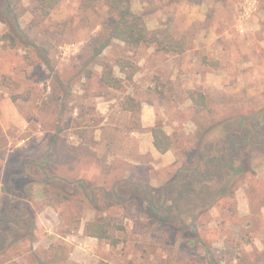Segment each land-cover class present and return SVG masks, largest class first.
<instances>
[{"label":"rangeland","instance_id":"obj_1","mask_svg":"<svg viewBox=\"0 0 264 264\" xmlns=\"http://www.w3.org/2000/svg\"><path fill=\"white\" fill-rule=\"evenodd\" d=\"M20 5L21 26L47 51L52 67L38 49L0 40V264H264V150L253 152L246 171L226 178L223 193L216 177L183 184L166 203L160 195L182 166L202 168L200 160L224 147L226 131L240 130L244 116L264 107V0L130 2L150 38L169 34L184 41L183 52L108 38L115 16L102 3L85 9L80 0H61L44 19L34 16L32 0ZM6 30L0 22V36ZM120 57L135 70H121ZM98 59L112 65L120 88L100 80ZM189 90L205 95L204 109L192 103ZM127 96L139 101L136 114L121 109ZM144 99L158 104L157 123L173 129L176 160L165 170L146 158L136 167L116 155L136 157L130 132L141 128ZM51 150L46 170L52 164L67 174L69 163L77 168L71 179L87 192L56 182V171L49 177L21 171ZM8 175L11 192L2 190ZM139 184L148 185L157 214L171 222L150 221V200ZM89 220L109 221L118 243L81 240L78 228Z\"/></svg>","mask_w":264,"mask_h":264},{"label":"trees","instance_id":"obj_2","mask_svg":"<svg viewBox=\"0 0 264 264\" xmlns=\"http://www.w3.org/2000/svg\"><path fill=\"white\" fill-rule=\"evenodd\" d=\"M61 0H32L33 9L32 12L34 16L40 19L46 18L51 11L56 7V5ZM132 0H80V5L87 9L93 7L99 3L105 5L109 12L115 16V20L111 23L109 28V37L115 38L121 42H124L127 46L133 47L137 46L143 42H155L158 49H164L167 51L183 52L184 51V41L177 40L170 36L169 34L165 39L160 38H150L142 21L140 14L133 11L130 7V2ZM191 3H200L202 0H187ZM23 8L20 5V0H0V22H3L7 26V30L3 32L0 36V40L4 42V46L14 48L19 43H24L26 46H32L34 49H38V53L41 55L42 60L48 67L51 66L50 59L47 55V51L44 48L38 47L35 43L34 38H31L29 32L23 28L20 24V18L23 15ZM65 25V22L63 23ZM33 22L29 24V28H32ZM165 41V42H164ZM108 41L101 45L104 47ZM100 47L97 48L96 52H100ZM98 63L102 66L100 80L110 87L118 89L121 87V79L118 78L114 72L113 67L104 60L98 59ZM115 64L121 69L132 68L135 70V64L129 58H117ZM86 75L90 76L91 72L86 71ZM188 96L192 103L198 107V109H204L206 106L205 95L199 90H189ZM121 109L129 111L132 115L136 114L140 110V103L132 96H127L121 104ZM241 129L238 131L228 130L222 135V141L224 147L222 149H216V152L209 158L200 160L203 165L202 168L199 165L192 164L185 167H181L177 171L175 179L170 181L168 184L162 186L160 190V195L163 202H167V195H172L173 192L180 189L183 184L195 182V183H208L214 180L216 177L221 181L222 188L221 193L225 191V186L228 184L227 179L229 176H234L246 171L252 162V155L254 151L264 150V107L255 111L251 115L244 116L240 122ZM153 145L161 153H164L171 148L175 143L174 137L167 133L160 123H156L150 128ZM53 151L51 150L46 155L40 157H34L23 164L21 171L28 174L27 168L32 169L34 173H45L47 176L52 173H57V167L50 164V171L46 170L45 165L51 161ZM51 163V162H50ZM23 173V175H25ZM70 172L67 174H53L52 176L56 182L63 184L65 187L74 186L81 187L86 190L87 186L83 185L82 182L76 183L74 179H71ZM10 181V185H3L2 190L11 192L15 185L12 184L13 175L7 176ZM49 177V176H48ZM117 185L115 187H121V182L116 180ZM115 184V183H114ZM76 186V187H77ZM142 188L147 198L150 200L149 212L150 221H161V222H171L168 218L162 214H157V207L154 206L151 195L152 190L149 189L148 185L139 184ZM15 189V188H14ZM27 198L31 197L33 183L30 182L26 187ZM99 189L93 190L95 194ZM154 191V190H153ZM60 191L56 192L59 195ZM44 197L46 203H48V186L44 192ZM63 197L68 196L63 194ZM163 204V203H162ZM0 220H3L1 217ZM111 223L106 220H89L85 224V233L87 236L95 237L97 239L109 240L111 244H117L118 240L112 237L110 233ZM30 234L32 233L29 232ZM192 239V238H191Z\"/></svg>","mask_w":264,"mask_h":264},{"label":"crops","instance_id":"obj_3","mask_svg":"<svg viewBox=\"0 0 264 264\" xmlns=\"http://www.w3.org/2000/svg\"><path fill=\"white\" fill-rule=\"evenodd\" d=\"M146 87H150V83L146 84ZM109 103V102H107ZM106 105V103L104 104ZM162 105L159 103V106ZM158 106V104L152 103L150 100H143L141 101V111H140V124L141 128L137 130H132L130 132V137H135L136 140V146H137V155L136 157H132V155L125 154L124 152L117 153V157H119L120 160L131 163L135 165L136 167H140L144 165V158L152 162V165L154 168H164L163 170L166 169V167H169L173 165V163L176 160V155L171 148L170 150L161 153L159 152L153 145V138L152 134L150 131V128L153 127L157 123V116L155 113L154 107ZM163 129L169 133L172 134V127L166 125V123L163 124ZM77 137V136H76ZM77 142L79 143V138L77 137ZM53 149V148H52ZM155 161L158 162V165L155 163ZM66 169V168H65ZM77 170L74 166L70 165L68 163L67 166V172H74ZM126 176L129 175V172L126 170L125 171ZM160 183L157 182H152L150 185H159ZM162 184V183H161ZM85 224L86 223H81L80 227L78 228V234L81 236V240H84V238H88L90 240L96 239L95 237H90L85 234ZM74 238V235H71ZM85 241V240H84ZM78 242V241H77ZM92 243L91 241H88ZM68 246L73 247L74 250L81 251L82 249L79 245H71L66 243ZM69 258V257H68ZM77 264L79 263L78 261L76 262ZM85 262H80V264H84ZM92 262L89 261L88 264H91Z\"/></svg>","mask_w":264,"mask_h":264}]
</instances>
